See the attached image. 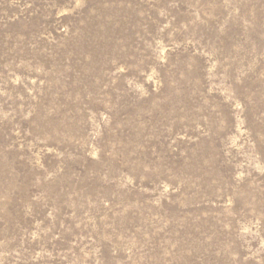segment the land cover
<instances>
[{
    "label": "rangeland",
    "instance_id": "obj_1",
    "mask_svg": "<svg viewBox=\"0 0 264 264\" xmlns=\"http://www.w3.org/2000/svg\"><path fill=\"white\" fill-rule=\"evenodd\" d=\"M0 264H264V0H0Z\"/></svg>",
    "mask_w": 264,
    "mask_h": 264
}]
</instances>
